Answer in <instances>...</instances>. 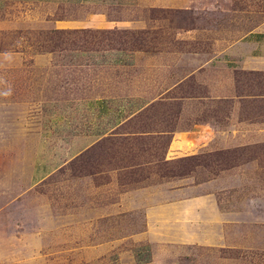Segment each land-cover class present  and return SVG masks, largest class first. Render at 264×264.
Listing matches in <instances>:
<instances>
[{
    "label": "rangeland",
    "instance_id": "374dc122",
    "mask_svg": "<svg viewBox=\"0 0 264 264\" xmlns=\"http://www.w3.org/2000/svg\"><path fill=\"white\" fill-rule=\"evenodd\" d=\"M201 1L65 7L143 20L74 31L0 1V264H264V75L224 54L264 0ZM108 48L221 62L143 97L136 65L83 64Z\"/></svg>",
    "mask_w": 264,
    "mask_h": 264
},
{
    "label": "crops",
    "instance_id": "0c3cea01",
    "mask_svg": "<svg viewBox=\"0 0 264 264\" xmlns=\"http://www.w3.org/2000/svg\"><path fill=\"white\" fill-rule=\"evenodd\" d=\"M2 2L23 3L27 6V30L36 31H65L79 29H120L129 27H138L142 24L139 20H120L108 17V14L101 10H95L88 14L84 19H80L73 12L68 13L65 7H78L80 5L97 3V0H0ZM124 2L126 0H120ZM140 2V0H137ZM148 3L147 7H160L162 4L159 0H141ZM210 3V4H209ZM224 3L221 0H204L201 1L204 10L213 8L224 10ZM74 15V16H73ZM3 24V23H2ZM25 25V26H26ZM5 26V25H2ZM9 26V25H8ZM92 52V51H91ZM94 58L87 59L83 64L104 65V66H130L138 67L137 75L145 81H151V89L148 93L141 95L143 97L150 96L157 88L166 86L174 81L179 73L192 74L198 77L200 75L201 66L208 65L210 69L219 66V60L213 64V60L209 63H199L198 56L186 52L159 51L149 50L147 48H138L131 51L120 50L118 48L100 49L94 51ZM99 53V55H97ZM227 60L235 65L234 68L257 72L264 75V16L258 25L249 30L244 36L231 42L225 50ZM205 68V67H204ZM169 88V87H168ZM143 93V92H142ZM105 95L100 97L101 100H108ZM99 103V102H98Z\"/></svg>",
    "mask_w": 264,
    "mask_h": 264
}]
</instances>
